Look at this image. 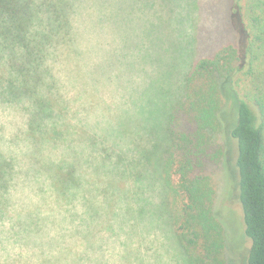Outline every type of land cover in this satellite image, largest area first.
<instances>
[{
    "label": "clouds",
    "instance_id": "clouds-1",
    "mask_svg": "<svg viewBox=\"0 0 264 264\" xmlns=\"http://www.w3.org/2000/svg\"><path fill=\"white\" fill-rule=\"evenodd\" d=\"M195 19L191 0H0V264H185L147 149Z\"/></svg>",
    "mask_w": 264,
    "mask_h": 264
},
{
    "label": "trees",
    "instance_id": "trees-1",
    "mask_svg": "<svg viewBox=\"0 0 264 264\" xmlns=\"http://www.w3.org/2000/svg\"><path fill=\"white\" fill-rule=\"evenodd\" d=\"M232 7L238 40L189 67L179 98L163 102L157 139L149 142L187 264H229L218 183L203 182L227 156L218 136L237 145L247 264H264V0H233Z\"/></svg>",
    "mask_w": 264,
    "mask_h": 264
},
{
    "label": "rangeland",
    "instance_id": "rangeland-1",
    "mask_svg": "<svg viewBox=\"0 0 264 264\" xmlns=\"http://www.w3.org/2000/svg\"><path fill=\"white\" fill-rule=\"evenodd\" d=\"M191 5L196 19L195 32L191 44L189 67L199 59L211 56L222 45L231 42L235 43L238 40V33L233 25V0H191ZM184 75L182 76V79ZM230 119L231 121L233 120L231 116ZM156 126L151 132L150 139H157L155 137ZM218 140L221 144L224 142L228 146L224 164L221 170L216 173L218 179L216 207L223 220L222 222L226 237V257L229 264H247L251 242L245 234L243 212L239 202L238 171L235 167L237 145L234 141L229 139L224 141L220 139L219 136ZM148 149L150 150L151 147L149 146ZM150 155L152 156L151 153ZM153 159L148 161V163L149 167L156 171ZM159 178L162 182L160 174ZM162 188L164 191L165 203L167 200V192L164 189L163 182ZM228 191H230V196L226 197L225 192ZM230 206H234V208L238 210L239 216L231 210ZM243 243H247L249 249L246 256H241L238 253V248ZM180 249L185 258V264H187L181 246Z\"/></svg>",
    "mask_w": 264,
    "mask_h": 264
}]
</instances>
